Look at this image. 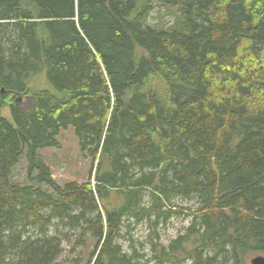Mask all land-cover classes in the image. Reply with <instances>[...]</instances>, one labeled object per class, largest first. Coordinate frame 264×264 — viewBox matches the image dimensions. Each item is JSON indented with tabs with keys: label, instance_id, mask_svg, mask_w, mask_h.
Masks as SVG:
<instances>
[{
	"label": "trees",
	"instance_id": "obj_1",
	"mask_svg": "<svg viewBox=\"0 0 264 264\" xmlns=\"http://www.w3.org/2000/svg\"><path fill=\"white\" fill-rule=\"evenodd\" d=\"M156 1L174 25L148 22L145 1L0 0V264L264 255V0ZM41 71L52 90L29 83ZM68 127L92 167L60 183L38 151ZM173 216L187 223L164 245Z\"/></svg>",
	"mask_w": 264,
	"mask_h": 264
},
{
	"label": "rangeland",
	"instance_id": "obj_2",
	"mask_svg": "<svg viewBox=\"0 0 264 264\" xmlns=\"http://www.w3.org/2000/svg\"><path fill=\"white\" fill-rule=\"evenodd\" d=\"M144 1L147 4L152 5L149 8V14L147 16L148 22L163 26L174 25L177 20V13L180 11L177 6L165 5L157 2L156 0H137V3L140 4ZM33 80L38 81L35 82L36 86L51 89V85L46 80L44 71L31 76L29 80L31 85L34 84ZM28 100L29 99H27V103H25L26 101L21 100H18L17 102L18 104L26 105L29 104ZM1 112L6 118L13 121L10 108L8 106L3 107ZM58 140L60 143L59 147H47L38 151L39 157L51 167L54 179L62 183L68 180L84 181L90 177L92 161L83 156L74 129L72 127L62 129L58 135ZM26 161V157L23 156L14 167L12 175L13 181H25ZM186 223L187 220L184 216H173L170 218L159 227L160 241L166 245L171 238L175 237L177 233L180 232L183 225ZM131 234L134 245L140 247V251H144L145 256L149 257L152 253L150 241L151 238H155L153 229L147 223H138L133 226ZM123 248L128 251L130 250L128 242H123ZM64 249L65 256L71 255L67 252V250L70 249L67 242H64ZM84 250V247L77 246L73 251L72 256H76L80 251ZM251 257L253 256H245L243 264H250ZM149 264H153V262L151 261Z\"/></svg>",
	"mask_w": 264,
	"mask_h": 264
},
{
	"label": "water",
	"instance_id": "obj_3",
	"mask_svg": "<svg viewBox=\"0 0 264 264\" xmlns=\"http://www.w3.org/2000/svg\"><path fill=\"white\" fill-rule=\"evenodd\" d=\"M251 264H264V256L256 255L250 260Z\"/></svg>",
	"mask_w": 264,
	"mask_h": 264
},
{
	"label": "bare ground",
	"instance_id": "obj_4",
	"mask_svg": "<svg viewBox=\"0 0 264 264\" xmlns=\"http://www.w3.org/2000/svg\"><path fill=\"white\" fill-rule=\"evenodd\" d=\"M148 16V15H147Z\"/></svg>",
	"mask_w": 264,
	"mask_h": 264
}]
</instances>
